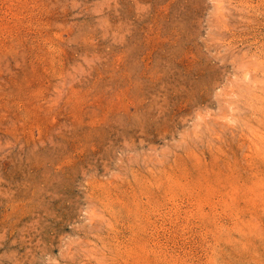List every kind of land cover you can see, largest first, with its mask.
<instances>
[{
	"label": "rangeland",
	"instance_id": "obj_1",
	"mask_svg": "<svg viewBox=\"0 0 264 264\" xmlns=\"http://www.w3.org/2000/svg\"><path fill=\"white\" fill-rule=\"evenodd\" d=\"M0 264H264V0H0Z\"/></svg>",
	"mask_w": 264,
	"mask_h": 264
}]
</instances>
